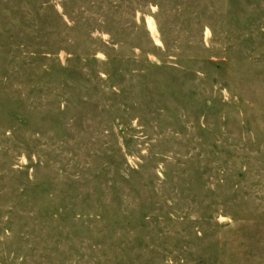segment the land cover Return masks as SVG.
I'll list each match as a JSON object with an SVG mask.
<instances>
[{
	"label": "rangeland",
	"instance_id": "rangeland-1",
	"mask_svg": "<svg viewBox=\"0 0 264 264\" xmlns=\"http://www.w3.org/2000/svg\"><path fill=\"white\" fill-rule=\"evenodd\" d=\"M0 264H264V0H0Z\"/></svg>",
	"mask_w": 264,
	"mask_h": 264
}]
</instances>
